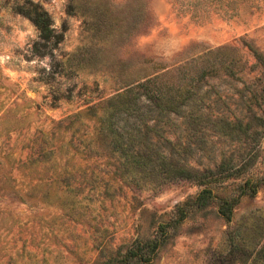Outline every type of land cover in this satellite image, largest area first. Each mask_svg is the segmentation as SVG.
<instances>
[{
  "label": "rangeland",
  "instance_id": "rangeland-1",
  "mask_svg": "<svg viewBox=\"0 0 264 264\" xmlns=\"http://www.w3.org/2000/svg\"><path fill=\"white\" fill-rule=\"evenodd\" d=\"M155 145L221 173L140 169ZM235 236L264 242V0H0V264H232Z\"/></svg>",
  "mask_w": 264,
  "mask_h": 264
},
{
  "label": "trees",
  "instance_id": "trees-1",
  "mask_svg": "<svg viewBox=\"0 0 264 264\" xmlns=\"http://www.w3.org/2000/svg\"><path fill=\"white\" fill-rule=\"evenodd\" d=\"M30 19L33 21V23L36 25L40 32V37L44 39H48L50 36L51 28V19L49 17V14L46 10L42 9L40 12L35 13V15H30ZM131 90H129L130 92ZM148 99L152 105V109L150 111L153 112V115L163 117L168 116L169 114L173 113L175 115L180 114L181 106L184 104V100L187 99V97L182 98L179 101H176V99L173 98V96L167 95L164 96L162 93H153V94H147ZM121 105L124 107L126 104L124 100L120 101ZM170 143L172 141H169ZM144 149V148H143ZM136 159L137 166L144 170L146 168H150L152 171H157L160 173H163L165 176L168 177H182L187 179H194L200 184H207L211 181H214L218 178V174L221 173V170L219 169H194V168H188L183 164H180L178 162H174L173 160L166 161V158L162 156L160 147L154 146L151 148V155L148 163V160H144L145 154H142V151L140 150ZM159 159L160 163L156 164V160ZM162 166L163 169L158 168L157 166ZM220 167V166H219ZM219 170L220 172H218ZM217 171V172H216ZM220 177H223L224 175H219ZM255 183L250 181H245L243 184L240 185V195H249L252 196L255 193ZM208 198H213L211 193L208 192V190H203L200 194H198L193 202L196 204H204ZM237 198L232 199H226L221 198L219 199V210L220 213L226 217L230 218L232 215V209L233 206L237 202ZM236 234L239 233L238 230L235 232ZM235 241H233V250L231 252V255L233 256L232 264L235 262V260H242V261H250V264H257L262 263L264 264V242L260 245L258 249H246L245 247H242L240 243H238V239L235 236ZM150 243H154L152 240L148 241V244L144 243L142 244L141 248L145 246H149ZM144 252L142 251L141 255ZM253 253V254H252ZM235 256V257H234Z\"/></svg>",
  "mask_w": 264,
  "mask_h": 264
}]
</instances>
